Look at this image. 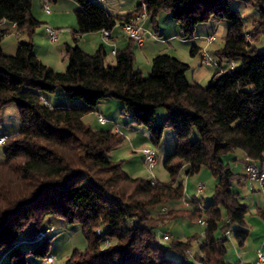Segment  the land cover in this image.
<instances>
[{"label":"trees","instance_id":"16d2710c","mask_svg":"<svg viewBox=\"0 0 264 264\" xmlns=\"http://www.w3.org/2000/svg\"><path fill=\"white\" fill-rule=\"evenodd\" d=\"M73 1L79 36L112 32L135 19L143 5L153 23L169 13L184 39L193 38L200 25L226 21L228 34L215 55L230 67L220 66L204 87L190 83L189 65L171 55L154 58L145 77L135 71L131 49L117 53L116 64L109 66L104 46L92 55L69 46L68 68L57 72L35 54L34 36L43 24L32 15V0H0V125L3 109L11 104L21 118L20 131L5 136L0 164V257L6 255L1 264H28L30 256L50 255L55 229L45 238L39 235L50 230L51 217L79 224L87 241L86 250H75L66 264H227L232 232L240 246L247 241L249 209L233 190L242 175L223 159L242 152L246 163L264 162V50L257 46L264 37V0H140L125 16L96 0ZM235 1L257 10L252 32L233 9ZM5 22L26 36L13 56L2 49L9 35ZM58 91L68 103H50L46 96ZM108 99L123 104L122 113L147 130L155 147L167 130L174 131L176 150L164 162L169 183L133 178L122 163L112 161L111 152L125 136L117 128L94 129L84 121ZM160 109L165 115L158 121ZM204 168L217 179L213 203L203 208L196 198L187 211L195 223L207 219L204 236L163 243L160 230L177 219L180 211L174 207L185 197L179 175L193 176ZM167 205L173 209L163 214ZM258 214L264 221V208ZM31 225L39 230L37 239L24 250L22 236ZM193 244L197 252L191 259Z\"/></svg>","mask_w":264,"mask_h":264},{"label":"rangeland","instance_id":"374dc122","mask_svg":"<svg viewBox=\"0 0 264 264\" xmlns=\"http://www.w3.org/2000/svg\"><path fill=\"white\" fill-rule=\"evenodd\" d=\"M114 1V0H113ZM112 0H106V1H100L98 0V4L111 8V6L114 4ZM126 1V0H125ZM76 5L78 4L73 0H67V2H64L62 0H58L56 3H51V8L53 14L56 13V11L64 12L65 14H69L70 17L67 16L68 19H74L77 25V16H76ZM131 8L134 10L136 6H133V4H129ZM232 7L234 10L241 13L243 17L246 18V30L248 32H252L253 26H252V20L255 18L256 15V9L253 7L245 8V3L240 1H235L232 4ZM254 9V10H253ZM42 16L44 18H50L52 15H47L43 8H41ZM65 19V18H64ZM162 22V26L164 31L171 30V24L177 25L172 16L169 13L163 12L161 15H159L156 19V22ZM43 22V21H42ZM48 22V21H45ZM153 21L151 19L148 20V24L152 25ZM42 25V29H43ZM155 29V28H154ZM153 29V32L155 33V30ZM70 30V29H69ZM229 30V23L226 21L218 22L215 20H212L209 23L200 25V27L197 30V33L203 32L205 35H217V41L209 48V52L213 57V60L218 64L220 62V59L215 55V50L220 48L224 42V38L228 34ZM71 32V31H70ZM183 33H181V36ZM203 35V36H205ZM157 36L159 40H164L166 37L165 35L158 34ZM149 37V36H148ZM13 39V38H12ZM15 39V38H14ZM176 39L181 40V38L177 37ZM194 38L188 39L189 41H193ZM47 45H55L49 41V39L45 38ZM165 41V40H164ZM15 44L11 38H7L5 41V52L8 56H13L16 54ZM50 46H47L48 48ZM258 48L260 50H264V37L260 39V41L257 44ZM136 51H139L135 49ZM5 53V54H6ZM6 54V55H7ZM137 54V52H136ZM66 55V54H65ZM57 58L56 56L53 57V59ZM64 61H62V57H58V62L54 63L52 65L53 69L57 72H66V68L64 66ZM68 63V61H66ZM150 64H152V60L150 62H147L144 54H137V59H135V71H141L145 77L149 76L150 72ZM238 64V63H237ZM225 68L228 69L230 67L229 64L224 62ZM152 66V65H151ZM206 69L209 70L210 74L207 80L203 81L202 86L207 87L209 85L210 80L212 77L216 74L218 71L217 66H205ZM152 68V67H151ZM189 78L190 75H189ZM191 81V79H189ZM65 94L61 91L56 92L52 95H47L46 97L49 99H52V104H66L68 103L67 98H63ZM64 99V100H63ZM111 101V103H121L116 100H108ZM122 104V103H121ZM105 108V106H102ZM117 108H113L111 106L106 108V111L104 110L105 116L112 121L114 124H117L121 126L126 131L125 136V142L123 145H121L119 148L113 150L110 154V157L112 158V161L122 163L123 170L128 173L133 178H143L152 180L153 178L159 182L162 183H169L171 181V177L167 170L164 167L165 160L172 155L176 150L177 145V139L175 136L174 131L167 130L164 134L163 141L161 142L159 147H155L151 141L150 136L147 130L144 127L137 126L131 123V120L128 115L121 114L120 111L116 110ZM107 113V114H106ZM165 115V110L160 109L157 112V120L160 121L162 117ZM2 123L0 125V139L2 136L11 137L16 135L20 129H21V118L20 114L18 112V109L16 105L11 104L5 109H3L2 114ZM115 117V118H113ZM89 120L93 121V128L94 129H109L111 125L107 126H100L98 125V122L96 121L95 115H92ZM129 125L130 129L126 128V126ZM197 136L194 138L196 139ZM3 138V137H2ZM133 139V140H132ZM134 141V143H133ZM7 143V142H6ZM5 143V144H6ZM139 143L144 144V147H150L152 149H155V151L158 153V157L160 158L159 165L154 169L153 172H150L148 167L145 165L144 157L142 156L141 152L134 153V146L137 148V145ZM5 144L0 145V164H3L5 162ZM135 144V145H134ZM138 149V148H137ZM240 152H236L234 154H231L229 156L224 157V162L226 164H229L231 169L234 173L241 175L243 172V164H240L236 161L238 155ZM162 157H164L162 159ZM162 159V160H161ZM178 180L183 183L184 185V192L185 197L189 200H194L198 198L200 201V205L203 208L208 207L213 203V198L215 194V188L217 185V179L213 176L210 170L204 168L199 173L193 175V176H187L184 172H182ZM241 183L239 184L238 181H235L233 190L235 193L239 194L241 203L248 207L249 213L246 218V224L249 230V236L247 238V241L244 246H240L237 240L234 237V233L232 232L229 243H228V252L225 258V262L227 264H253L256 261V255L259 251L264 253V221L258 214V209L264 208V191L260 189V187L257 184H250L246 179L240 178ZM198 184L204 185V191L201 194H198L197 186ZM166 210H162L163 214L168 213L170 209H173L171 205H167ZM179 210L180 212H177V219L171 220L169 224L162 228L160 230V233H170L171 239H180L182 241H187V239H191L194 236L203 237L205 228L200 226V221L197 223L190 220V215L187 213L188 209L184 208L182 204H178L176 207H174ZM50 222L46 224V226H49L51 224V229H55V232L51 235V244H49V251L51 255L55 257V264H66L68 259L72 256L75 250H79L81 252H84L87 248V241L84 238L81 230V226L79 224H73L70 225L67 222H65L63 219L58 217H51ZM38 228L35 225H31L23 234L22 238L26 237L31 240H36V236L38 233ZM28 247H33V245L30 243H24L22 248L24 250H27ZM193 251L197 252V247L195 244H193ZM4 253V252H3ZM2 255V252H0V256ZM175 259L177 257L173 256ZM8 258V256H7ZM35 258L34 256L29 257V261H32ZM40 261H43V259H40ZM6 264V263H5Z\"/></svg>","mask_w":264,"mask_h":264},{"label":"crops","instance_id":"0c3cea01","mask_svg":"<svg viewBox=\"0 0 264 264\" xmlns=\"http://www.w3.org/2000/svg\"><path fill=\"white\" fill-rule=\"evenodd\" d=\"M62 1L67 2V0H62ZM96 1H98V0H96ZM104 1H106V0H104ZM113 2H114V4L111 6V8L106 7L105 9L108 10L109 12H111L112 14L122 15V16H125V15H128L130 13L135 12L137 10V7L140 4V0H126V1L125 0H114ZM129 4H133V6H136V5L137 6L133 10L131 8V6H129ZM41 8H42L41 0H32V15L37 21H39L40 23H42L44 25L43 29L41 26L37 30V32L34 36V48H35V54L37 55L38 59L40 61H42L45 65H47L51 68L53 67L52 65H54V63L58 62V57H62V61H64L63 62L64 66L68 67V63L66 62L67 59H66L65 54H66V50L69 46H78L81 50H83L85 53L90 54V55L95 54L101 48V46H104L105 50L107 52V65H109V66H113L116 64V55L113 54L114 52H116V54H117V53L125 51L127 49H131L135 54V59H137V54H144L147 62H150L151 60L153 61V59L159 55L167 54V55H171V56L181 60L182 62L188 64L190 69L187 72L186 77L190 83H198V84L202 85L203 81L207 80L209 77V74H210L209 70L206 69L207 67H205L201 64V60L199 57V51L206 47V43H205L204 38L211 36V35H208V34L205 35V34H203V32L197 33V30L200 26L197 27V29L194 33L193 41H189L188 39L182 38V36H181L182 32H181L178 25L171 24V30L164 31L161 21L157 22V23H152V25H149L148 20L150 18L148 16V18L141 23V27H142L143 31L145 32V35H144L143 46L139 47L135 43H133L132 41H130L128 39V37L124 34L122 27L120 25H118L111 32V40L109 41V43H105L103 41V38H102V33H91V34H86L83 36H79V35L75 34V30L77 29V25H76V22L74 21V19H72V18L68 19L67 18V16L70 17L69 14H65L64 12H60L57 10L55 14H53V12H52V14H51L52 16L50 18H44L42 16ZM245 8L247 9L248 7L245 6ZM76 9H78L77 5H76ZM45 21H48V22H45ZM47 27H50V28H53V29L59 31V37H58L57 41L51 42L55 45L50 46V44L47 45V43H46L45 38L47 37V34H46V28ZM2 28L4 30L9 31V35L4 39V41L2 43V49H3L4 53H6L4 46H5V41L7 38H11V40H13V42L15 44V46H14L15 50L14 51H17L18 44L21 41L26 40V36L21 31H18V29L15 25L10 24L8 22L3 23ZM153 29L155 30V33L153 32ZM158 34L159 35L160 34L165 35V37H166L164 39L165 41L159 40L158 39L159 36H157ZM203 35H205V36H203ZM177 37L178 38L180 37L181 40L176 39ZM47 46H50V47L48 48ZM222 46H223V44H222ZM222 46L220 48L216 49L214 53H216L219 49H221ZM210 47H208V52H209ZM194 48H196L195 54H193ZM135 49H137L139 51H136ZM136 52H137V54H136ZM7 53H10V52H7ZM209 54L211 56L213 55L210 52H209ZM54 56H56L57 61L55 58L53 59ZM151 65L152 64H150V72H151V67H152ZM217 65H218V67H217L218 70L220 69V66H222L225 70H228L225 68L224 63H222L221 61L218 62ZM134 69H135V67H134ZM137 72L142 73L141 71H137ZM189 75L191 78H189ZM189 79H191V81ZM63 98H65V97H63ZM108 100H110V99H108ZM108 100L104 101L97 108V112L88 115L84 119L85 123L93 128L94 122L89 120V118L92 115H95L96 121L98 122L97 115L101 114L109 121V125H111L110 128H117V130L121 131V133L123 135H126L127 130L125 131V129H123L121 126L114 124L104 114L105 113L104 110L106 111V108L109 106H111L113 108L116 107L117 108L116 110L120 111L122 114L123 104L114 103V102L111 103V101H108ZM50 103H53L52 99H50ZM53 105H64V104L62 103V104H53ZM102 106H105V108ZM113 118H115V117H113ZM98 125H100L99 122H98ZM100 126H102V125H100ZM126 128L128 129L129 126H126ZM129 130L130 129H128V131ZM2 137H5V136H2ZM133 143H134V141H133ZM137 148H135V146H134V150H133L134 153L141 152V154H142V150L144 148H147V147H144V144L139 143L137 145ZM163 158L164 157H162V159ZM158 159H159V163H160L161 162L160 158L158 157ZM236 161L239 162L240 164L244 165L243 172L241 175H242V178L246 179V176H245V164L247 162L246 155L244 153L240 152ZM258 164L264 168V162L258 163ZM246 181H247V179H246ZM29 241H31V239H28V238L22 239V243L29 242ZM5 260H6V255H3L2 257H0V264L4 263ZM28 264H43V261H40V258H37V259H34L32 261L28 260Z\"/></svg>","mask_w":264,"mask_h":264},{"label":"built area","instance_id":"2783aa9c","mask_svg":"<svg viewBox=\"0 0 264 264\" xmlns=\"http://www.w3.org/2000/svg\"><path fill=\"white\" fill-rule=\"evenodd\" d=\"M104 1V0H100ZM43 11L47 15L52 14V8H51V2L50 0H41ZM148 18V11L147 7L145 5L142 6L140 14L133 20L125 23L122 25V30L124 34L128 37L130 41L135 43L137 46L142 47L144 43V35L145 32L143 31L141 27V23L145 21ZM46 34L47 37L51 42H56L59 37V31L47 27L46 28ZM102 38L105 43H109L111 40V32H103ZM206 47L201 49L199 51V57L201 60V64L203 66H217L216 62L213 60V57L208 52V47L212 46L217 41V35H211L204 38ZM116 55V52L113 53ZM235 67V64H231V69ZM97 120L100 125L106 126L109 124V121L101 114L97 115ZM7 142V138L3 137L0 139V144L4 145ZM142 155L144 157L145 165L148 167L150 172H153L154 169L159 165V159L157 152L150 148H144L142 150ZM245 176L247 181L254 185L257 184L262 191H264V168L259 165L258 163L251 162L245 164ZM155 181V179H152ZM198 194H201L204 191V185L198 184L197 186ZM193 200H189L186 197L182 199V205L186 209H190L192 207ZM201 207V206H200ZM202 209V208H201ZM166 210V209H164ZM200 226L203 228H206L208 226V221L206 218L201 219ZM54 230H48L45 234H40L39 238H45L48 234L52 233ZM230 236V234H227ZM171 240V234L170 233H163L162 234V242L168 243ZM196 253L194 251L189 252V257L192 259ZM43 264H55V257L53 255H48L43 259ZM253 264H264V253L259 251L256 255V261Z\"/></svg>","mask_w":264,"mask_h":264}]
</instances>
